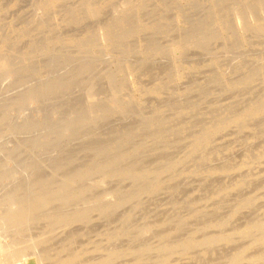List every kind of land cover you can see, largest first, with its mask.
Here are the masks:
<instances>
[{
    "label": "rangeland",
    "instance_id": "obj_1",
    "mask_svg": "<svg viewBox=\"0 0 264 264\" xmlns=\"http://www.w3.org/2000/svg\"><path fill=\"white\" fill-rule=\"evenodd\" d=\"M91 1L101 3L104 7L99 18L86 14L85 6ZM253 1L247 0L246 4L245 0H0V46L4 45L5 54L12 65V70L8 74L5 73L4 79L0 81V85L2 83L4 86L3 88L0 86V101H2L0 102L2 104V106L0 104V111L2 109L0 113V156H2L0 157L2 161L0 162V178H5L0 181V199L6 189H15L19 196L25 194L26 197L30 189H33V193L43 192V190L58 191L66 184L68 174L80 168L87 169L86 167L94 162L114 161L119 155H124V160L126 159L124 164L127 166L131 164L136 171L141 167L155 171L153 175L147 172L145 180L149 174V177L155 176L156 183L160 184L159 189L151 194L147 192L149 189L146 190L150 184L152 186L151 178L147 179L149 182L145 181L144 177H141L144 181L140 177H133L137 178L135 180L125 179L117 177L116 172V176L113 174L114 178L111 176L107 178L108 180L105 179L106 183H103L101 175H99L101 178H98V174L90 175L88 176L90 178L86 177L87 179L74 178L71 182L76 189L75 195L78 194L79 198H72L71 203L66 201L67 204H64V199H62L64 203L59 199L53 200L55 202L52 201L51 205H47L42 214L45 211L48 217H55L58 213V215L63 213L64 216L68 215L65 218L68 220L70 215L75 213L76 216L78 210L81 211L82 203V208L85 209L89 207L92 197H100L104 192L108 195V192H112L113 189V191L119 190L118 196H121L122 203L119 201L120 197L115 199L117 195L105 196L104 193L103 196L108 199L107 201L102 199L105 203L110 201L113 205V201L118 202L116 208L111 207V211L109 210L111 215L104 214L103 211L102 213L99 206L96 208L91 205L94 212L90 210L86 213L89 218H85L82 222L71 223L74 220L73 216L71 220L69 219L71 224L69 221L57 225L45 219L35 220L22 234L25 237L23 239L38 240L41 236L45 239L42 246L51 256L65 257L70 252L78 253V264L85 261L89 264H159L163 256H167L166 264H231L228 262L231 256L235 253L240 254L238 251L243 249L239 248L245 245V247L248 246V253L246 251L247 255H243L246 258L243 257L244 263L240 261L241 264H248L246 261L249 262L251 259L254 260H251L249 264H264V258H261L264 255V245L261 249L259 246L261 243H253L254 240L250 238L256 237L258 231L255 230L254 234L252 233L253 236L246 233L243 235L241 231L244 225L253 220H256V224L264 221V195H262L264 194V116L262 119L261 116L257 119L249 118L243 122V125L238 122L228 126L229 122L233 121V117L243 112L246 106L264 101V33L249 31L240 35L233 26L238 18L246 19L245 5L252 3L250 5L252 7L253 4L259 3ZM133 3L136 6L140 5L139 12H131L129 17L133 31L129 30L130 34L122 37L114 36V42H119L114 43V47L109 46L103 51V47L98 48L97 44V48L91 47L94 44L92 42L97 40L99 27L111 20L116 8L119 5L131 8ZM256 5L259 7V4ZM258 7L257 9L261 10L263 6ZM254 11L255 16L256 13L259 14L258 10V12ZM260 15L261 12L256 19ZM220 16V19L223 18V22L228 25L227 29L220 30L217 26V22L219 24L222 22L216 21ZM23 32L24 35L21 36ZM175 43L180 44L176 54L173 50ZM29 48L33 50V54L29 52L27 56L26 51ZM174 49L177 48L174 47ZM105 68L108 69L105 70ZM127 70L135 76V87L138 90L135 105L127 112L108 117L107 120L110 119L108 123H106L107 120L99 121V125L95 121L100 118L98 115L101 108L103 109L102 105L118 89H120L119 97L124 102L133 101L134 96L127 87ZM73 73L75 77L69 76ZM111 74L114 78L110 80ZM70 77H73L72 82L75 83L63 87L57 93L44 91L41 96H37L33 92L35 88L43 90L53 83L51 81H56V78L64 83L63 80L66 79L67 82L71 79ZM96 77L97 82H95ZM247 77L251 78L250 82L246 81ZM78 79H81V82ZM115 80L118 82L116 83ZM7 93L11 100L13 98L12 101L7 97ZM24 98L27 99L23 100ZM88 98L90 103H93L91 107L94 108L95 121L91 119L88 112ZM59 110L61 114L58 113ZM62 111H65L67 115ZM74 115L81 118L80 124L84 122L83 124L86 126L88 123V126L79 125L82 127L75 138H67V140L64 138L61 142H58V139L57 143L55 140L60 137L58 130L61 132L60 130L66 125V120ZM62 116H64L63 119ZM88 116L89 119H87ZM183 117L186 119H182ZM259 119L262 121H258ZM149 121L151 125H147ZM58 124L59 127H57ZM215 124L220 127L206 142L205 132ZM90 126L97 129L94 130ZM120 133L124 134L121 136ZM47 135L51 137V140ZM199 138L202 140L201 143L198 141ZM37 139L41 143L39 148L38 143L35 144L37 141H34ZM75 139L77 141H74ZM52 140L55 144L51 143ZM45 141L46 148L43 146L41 151ZM196 141L199 144L195 149ZM49 145L51 146L47 147ZM71 150H74V153ZM94 154L96 156H93ZM68 156L72 159L70 160ZM169 166L172 172L157 174V170ZM143 168L141 169L146 171ZM66 169L72 172L67 173ZM95 184L100 186L96 187ZM120 189L122 191L119 194ZM126 190L127 192L124 193ZM137 191L141 192L137 194L138 198L132 196ZM82 196L86 199L89 197L88 201ZM123 199L130 201L125 203ZM232 212L236 214L231 219ZM226 218H229L231 224L228 223V226L224 228L206 227L212 222L215 224ZM194 232H196V239L223 233L229 235L232 232L231 236L235 237L238 234L240 239L236 237L235 240L231 237L233 242H227L228 245L223 242L224 244L208 248L207 251L203 247H198L184 254L181 247L173 249L172 243L182 244L188 237H194ZM251 243L258 248L254 246L249 249L252 247ZM168 245L171 250L167 249ZM145 247L151 251L143 256L140 251L146 249ZM112 251L123 255L110 262L102 263ZM257 256H260L261 260L258 259L260 262L255 261Z\"/></svg>",
    "mask_w": 264,
    "mask_h": 264
},
{
    "label": "bare ground",
    "instance_id": "obj_2",
    "mask_svg": "<svg viewBox=\"0 0 264 264\" xmlns=\"http://www.w3.org/2000/svg\"><path fill=\"white\" fill-rule=\"evenodd\" d=\"M57 1V0H56ZM162 1V0H161ZM180 1V0H179ZM247 0H245V2H246ZM248 1H250V0H248ZM253 1V0H252ZM259 2V3H256V4H259V7L261 6H263L262 8H261V10H259V9H257V5L256 4H253L252 5V7H255L254 9L250 6V5H245L244 7V11H245V13H246V19H240V18H238V20H237V23H234L233 24V26H235V29H236V31L238 32V33H240V35H242L243 33H247V32H249V31H259L260 33H264V0H255V2ZM244 2V1H243ZM54 3V2H53ZM253 3H254V1H253ZM55 4V3H54ZM134 4V3H133ZM245 4V3H244ZM246 4H247V2H246ZM249 4V3H248ZM48 5V4H47ZM257 7H256V6ZM86 8V11H87V15H89L90 17H96V18H99L102 14L101 13H103V9H104V7H103V5L101 4V3H95V2H89L86 6H85ZM258 7V8H259ZM69 8V7H68ZM120 8V10H118ZM138 8V9H137ZM139 8H140V5H138V6H136L135 4L134 5H132L131 4V8H126L125 6H123V5H119V7H117L116 9V11L113 13V15H112V18H111V20L108 22L107 21V23L105 22L102 26H100L99 27V29H98V37H97V40H95V42H92V43H94L93 45H91V47H94V48H97L96 46L98 45V48H99V46H102L103 48H102V51H103V49H107L109 46H113V44L114 43H119V42H114V40H113V37L114 36H116L117 38L118 37H122V36H124L125 34H130V32H132L133 30H131V25H130V21H129V17H130V14H131V12H139ZM200 9V8H199ZM159 10V9H158ZM254 10H256V12H258L259 11V14H260V12H261V15H260V17L258 16V18L256 19V16L257 15H259L258 13H256V16L254 15V13H255V11ZM258 10V11H257ZM164 11V10H163ZM208 13V12H207ZM136 14V13H135ZM142 14H144V13H142ZM73 15V14H72ZM37 17V16H36ZM72 17V16H71ZM132 17V16H131ZM143 17H144V15H143ZM134 18V17H133ZM132 18V19H133ZM142 18V17H141ZM216 18V17H215ZM221 18V16L220 17H217V19H216V21H222L220 24L217 22V26L219 27V29L220 30H224V29H227L228 28V25L226 24V23H224L223 22V18L222 19H220ZM206 19V18H205ZM65 20V19H64ZM246 20V21H245ZM133 21V20H132ZM37 22V21H36ZM41 22V21H40ZM45 22V21H44ZM134 22H135V20H134ZM134 24V23H133ZM136 25V24H135ZM30 27V26H29ZM137 28V27H136ZM27 29V28H26ZM30 29V28H29ZM129 30H131L130 32H129ZM135 31V30H134ZM26 33V32H25ZM134 34V33H133ZM24 35V32L22 33V35L21 36H23ZM199 37V36H198ZM43 39V38H42ZM198 39V38H197ZM197 39H196V41H197ZM123 40V39H122ZM199 40H202V39H199ZM205 40V39H204ZM145 41V40H144ZM206 41V40H205ZM50 42V41H49ZM48 42V43H49ZM129 42V41H128ZM112 43V44H111ZM122 43V42H121ZM34 44V43H33ZM52 44V43H51ZM97 44V45H96ZM176 44V43H175ZM197 44V43H196ZM119 45V44H118ZM148 45V44H147ZM150 45V44H149ZM174 45V44H173ZM187 45H189V44H187ZM48 46V45H47ZM114 46H115V44H114ZM113 46V47H114ZM191 46V45H190ZM193 46V45H192ZM174 47H176L177 49H174ZM174 47H173V50H174V53L176 54V50H178L179 48L178 47H180V44H176V45H174ZM20 48V47H19ZM21 48H22V46H21ZM94 48H92V49H94ZM125 48V47H124ZM127 48V47H126ZM138 48V47H137ZM154 48V47H153ZM152 48V49H153ZM91 49V50H92ZM203 49V48H202ZM57 50V49H56ZM99 51H100V49H98ZM148 50V49H147ZM58 51H60V50H58ZM105 51V50H104ZM122 51V50H121ZM233 51V50H232ZM29 52L31 53V54H33V50L32 49H27V51H26V55L28 56L29 55ZM85 52V51H84ZM101 52V51H100ZM18 53V52H17ZM89 53V52H88ZM125 53V52H124ZM230 53V52H229ZM231 55V54H230ZM64 56V55H63ZM53 57V56H52ZM42 58V57H41ZM76 58V57H75ZM47 59V58H46ZM19 60V59H18ZM34 60V59H33ZM54 60V59H53ZM65 60V59H64ZM73 60H74V58H73ZM31 62V61H30ZM55 62H56V60H55ZM59 62V61H58ZM62 62V61H61ZM60 62V63H61ZM131 62V61H130ZM129 62V63H130ZM177 62V61H176ZM17 63V62H16ZM14 64V63H13ZM47 64V63H46ZM52 64V67H54L53 66V63H51ZM131 64V63H130ZM133 65V64H132ZM46 66V65H45ZM60 66V65H59ZM84 66V65H83ZM87 66V65H86ZM119 66V65H118ZM118 66H117V68H118ZM47 67V66H46ZM64 67V66H63ZM136 67V66H135ZM12 68V65H11V63H10V61H9V59H8V57H7V55L5 54V50H4V45L2 44L1 46H0V81L2 80V79H4V75H5V73H9V71L10 70H12L11 69ZM35 68V67H34ZM34 68H33V70H34ZM82 68V67H81ZM110 68V67H109ZM132 68V67H131ZM137 68V67H136ZM256 68V67H255ZM254 68V69H255ZM30 69V68H29ZM53 69V68H52ZM64 69V68H63ZM80 69V68H79ZM104 69V68H103ZM108 69V68H107ZM106 68H105V70H107ZM111 69V68H110ZM109 69V70H110ZM116 69V68H115ZM135 69V68H134ZM17 70V69H16ZM20 70V69H19ZM32 70V69H31ZM91 70V69H90ZM89 70V71H90ZM94 70V69H93ZM92 70V71H93ZM112 70V69H111ZM251 70V69H250ZM264 70V69H263ZM37 71V70H36ZM50 71V70H49ZM52 71H54V70H52ZM91 71V72H92ZM134 71V70H133ZM254 71H256V69L254 70ZM32 72V71H31ZM30 72V73H31ZM35 72V71H34ZM106 72V71H105ZM108 72V71H107ZM114 72V71H113ZM118 72V71H117ZM181 72V71H180ZM14 72L12 71V74H13ZM33 73V72H32ZM61 73H63V72H61ZM60 73V74H61ZM80 73V72H79ZM95 73H97V72H95ZM257 73V72H256ZM260 73V72H259ZM53 74V73H52ZM58 74V73H57ZM57 74H55V75H57ZM94 74V73H93ZM118 74V73H117ZM175 74V73H174ZM252 74V73H251ZM258 74V73H257ZM63 75V74H62ZM74 75V73L73 74H70L69 76H73ZM76 75V74H75ZM81 75V74H80ZM143 75V74H142ZM22 76V75H21ZM21 76H20V78H21ZM27 76V75H26ZM25 76V77H26ZM65 76V75H64ZM64 76L62 77V78H64ZM67 76V75H66ZM65 76V77H66ZM89 76V75H88ZM121 76V75H120ZM126 76H127V78H128V80H127V82H128V84H127V87L131 90V93L133 94V96H134V98H133V101L132 102H130V103H128V102H124L123 101V99H121L120 97H119V94H120V89H118L117 90V92L116 93H114V94H112V97L107 101V102H105L102 106H103V109L101 108V112L99 113V119L98 120H96L95 121V118L93 117V115L95 114L94 113V111H93V109L94 108H92L91 106H93V103H90V98H88V105H89V109H88V112H89V114L91 115L90 117H91V119L92 120H94L96 123L98 122V124H99V121H101V120H107L108 119V117H112V116H114V115H117V114H119V113H122V112H127L131 107H133V105H135V97H136V95H137V92H138V90H137V88L135 87V82H134V74L132 73V72H128V70L126 71ZM258 76V75H257ZM259 76H260V74H259ZM25 77H23V78H25ZM59 77V76H58ZM57 77V78H58ZM68 77V76H67ZM73 77H75V76H73ZM72 77V78H73ZM114 78V76H113V74H111V78H110V80L111 79H113ZM118 77V76H117ZM15 78V77H14ZM13 78V79H14ZM17 78H19L18 76H17ZM56 78V81H51V85H47V87L46 88H43V90H42V88H35V89H33V92H35V94L37 95V96H41V94L42 93H44V91H48V92H54V93H57V92H59V91H61L62 89H63V87H68V85L69 84H74L75 82H72V78L71 79H69V78H67V79H69L67 82L65 81V80H63V79H61V80H63V82L64 83H62L61 81H60V79H57ZM60 78V77H59ZM88 78V77H87ZM116 78V77H115ZM186 78V77H185ZM256 78H258V77H256ZM10 79V78H9ZM104 79V78H103ZM102 79V80H103ZM126 79V78H125ZM18 80V79H17ZM26 80H27V78H26ZM33 80V79H32ZM57 80H59L58 82H57ZM78 80H80V82H81V79H78ZM121 80H123V79H121ZM13 80L11 79V82H12ZM25 81V80H24ZM23 81V82H24ZM113 81V80H112ZM112 81H110V82H112ZM140 81V80H139ZM246 81L247 82H250L251 81V78H248L247 77V79H246ZM261 81V80H260ZM4 82V81H3ZM7 82V81H6ZM10 82V81H9ZM15 82V81H14ZM27 82V81H26ZM66 82V83H65ZM76 82H78V81H76ZM95 82H97V77H96V81ZM101 82V81H100ZM99 82V83H100ZM115 82L117 83L118 82V80L116 81L115 80ZM32 83V82H31ZM34 83H36V82H34ZM102 83V82H101ZM113 83V82H112ZM120 83H121V81H120ZM119 83V84H120ZM13 84V83H12ZM22 84V83H21ZM25 84H27V83H25ZM24 84V85H25ZM44 84V83H43ZM49 84H50V82H49ZM85 84V83H84ZM93 84V83H92ZM111 84V83H110ZM122 84V83H121ZM24 85H22V86H24ZM33 85V84H32ZM90 85V84H89ZM116 85V84H115ZM1 87L3 86L2 85V83H1V85H0ZM6 86H7V84H6ZM10 86V85H9ZM22 86H21V88H22ZM101 86V85H100ZM112 86V85H111ZM113 86H114V84H113ZM4 87V86H3ZM2 87V88H3ZM36 87V86H35ZM45 87V86H44ZM82 87V86H81ZM80 87V88H81ZM87 87V86H86ZM183 87V86H182ZM185 87V86H184ZM11 88V87H10ZM99 88V87H98ZM108 88V87H107ZM107 88H105V89H107ZM14 89V88H13ZM16 89H17V86H16ZM109 89V88H108ZM182 89V88H181ZM185 89V88H184ZM1 90V89H0ZM25 90H27V89H25ZM262 90H263V88H262ZM15 91V90H14ZM21 92H22V90H20ZM24 91V90H23ZM29 91V90H28ZM80 91V90H79ZM104 91V93H105V90H103ZM109 91V90H108ZM181 91V90H180ZM10 92V91H9ZM11 92H12V90H11ZM14 93V92H13ZM17 93H18V91H17ZM16 93V94H17ZM101 93H102V91H101ZM62 94V93H61ZM257 94V93H256ZM29 95V94H28ZM63 95H65V94H63ZM71 95H73V94H71ZM126 95V94H125ZM262 95V94H261ZM264 95V94H263ZM262 95V96H263ZM11 96V95H10ZM54 96V95H53ZM78 96V95H77ZM255 96V95H254ZM253 96V97H254ZM7 97H8V93H7ZM7 97H6V99H7ZM13 97V96H12ZM11 97V98H12ZM18 97V96H17ZM19 97H21V96H19ZM64 97V96H63ZM79 97H81V95L79 96ZM187 97V96H186ZM2 98V97H1ZM9 98V97H8ZM15 98V97H14ZM52 98H54V97H52ZM59 98V97H58ZM71 98V97H70ZM70 98H69V100H70ZM84 99H85V96L83 97ZM255 98L257 99V97L255 96ZM10 99V98H9ZM8 99V100H9ZM25 99H27V98H24L23 100H25ZM64 99V98H63ZM72 99V98H71ZM74 99V98H73ZM75 99H76V97H75ZM184 99V98H183ZM259 99V98H258ZM7 100V101H8ZM11 100V99H10ZM12 100H13V98H12ZM11 100V101H12ZM143 100V99H142ZM181 100V99H180ZM52 101H53V99H52ZM56 101H58V100H56ZM67 101V100H66ZM127 101V100H126ZM130 101H131V99H130ZM159 101V100H158ZM247 101H248V99H247ZM262 101V100H261ZM0 102H2V101H0ZM60 102V101H59ZM63 102V101H62ZM9 103H11V102H9ZM84 103V102H83ZM82 103V104H83ZM245 103H247V102H245ZM1 104V103H0ZM5 104V103H4ZM3 104V105H4ZM86 104V103H85ZM187 104H189V102L187 103ZM36 105H37V103H36ZM36 105H34V106H36ZM49 105V104H48ZM64 105V104H63ZM73 106H74V104H72ZM193 105H195V104H193ZM245 105H247V104H245ZM1 106H2V104H1ZM39 106V105H38ZM70 106V105H69ZM76 106V105H75ZM74 106V107H75ZM79 106V105H78ZM82 105L80 104V107H81ZM85 106V105H84ZM86 106H87V104H86ZM97 106V105H96ZM180 106V105H179ZM4 107H5V105H4ZM30 107H33V105L31 106L30 105ZM56 107V106H55ZM58 107V106H57ZM72 107V106H71ZM70 107V108H71ZM189 107V106H188ZM8 108V107H7ZM6 108V109H7ZM83 108V107H82ZM243 108V107H242ZM11 109V108H10ZM13 109V108H12ZM17 109V108H16ZM44 109H46V108H44ZM72 109H73V107H72ZM71 109V110H72ZM77 110H78V108H76ZM83 109H86V108H83ZM178 109V108H177ZM180 109V108H179ZM5 110V109H4ZM3 110V111H4ZM14 110V109H13ZM28 110V109H27ZM32 110V109H31ZM50 110V109H49ZM70 110V109H69ZM70 110V111H71ZM176 110V109H175ZM1 111H2V109H1ZM1 111H0V113H1ZM26 111V110H25ZM43 111V110H42ZM238 111V110H237ZM39 112V111H38ZM65 111H62V113H64ZM231 112V111H230ZM10 113V112H9ZM13 113V112H12ZM58 113H60V110L58 111ZM69 113V112H68ZM83 113V112H82ZM129 113V112H128ZM131 113H132V111H131ZM207 113V112H206ZM236 113V112H235ZM11 114V113H10ZM33 114V113H32ZM61 114V113H60ZM59 114V115H60ZM65 114H66V112H65ZM70 114H72V113H70ZM88 114V115H89ZM176 114V113H175ZM230 114V113H229ZM238 114V113H237ZM58 115V116H59ZM67 115V114H66ZM65 115V116H66ZM120 115V114H119ZM206 115V114H205ZM42 116V115H41ZM40 116V117H41ZM75 116V117H74ZM71 119H68V120H66V125H64V128L63 129H61V128H59V129H61L60 131L61 132H59V130H58V132L57 133H59V135H60V137L59 138H57V140H55L56 142L58 141V139H59V141L58 142H61L64 138H66V140H67V138H72V137H74L75 138V136L76 135H78V133H79V131L81 130V127H79V125H82L84 122H83V120H82V122L83 123H81L80 124V122H81V118L80 117H78V116H76V115H74ZM83 116H84V114H83ZM191 116H192V114H191ZM190 116V117H191ZM212 116V115H211ZM261 116V119H262V117L264 116V101H262V102H257V103H255V104H251V105H248V106H246V108L243 110V112H241L238 116H235V117H233V121H230L229 122V124H228V126L229 125H232V124H234V123H238L239 122V124L241 123L242 125H243V122H245V120H247V119H249V118H251V119H253L254 117H255V119H257V117H260ZM21 117V116H20ZM54 117H56V116H54ZM63 117L64 116H62L61 118L63 119ZM155 117V116H154ZM189 117V116H188ZM216 117H217V115H216ZM68 118H70V116L68 117ZM84 118V117H83ZM122 118H123V116H122ZM166 118V117H165ZM164 118V119H165ZM49 119V118H48ZM87 119H89V116H88V118ZM182 119H186V118H182ZM211 119H212V117H211ZM210 119V120H211ZM225 119V118H224ZM261 119H259L258 121H260ZM21 120V119H20ZM19 120V121H20ZM155 120V119H154ZM264 120V119H263ZM61 121V120H60ZM108 121H110V119L109 120H107L106 121V123H108ZM255 121V120H254ZM253 121V122H254ZM262 121V120H261ZM9 122H10V120H9ZM85 122H86V120H85ZM163 122V121H162ZM193 122V121H192ZM202 122V121H201ZM204 122V121H203ZM257 122V121H256ZM264 122V121H263ZM263 122H261L262 124H263ZM5 123H7V122H5ZM18 123V122H17ZM61 123V122H60ZM103 123H104V125H106L105 124V121H103ZM102 123V124H103ZM110 123V122H109ZM146 123V122H145ZM184 123V122H183ZM205 123V122H204ZM207 123V122H206ZM43 124V123H42ZM46 124V123H45ZM148 124H150V121L149 122H147V125ZM195 124V123H194ZM240 124V125H241ZM252 123H250V125H251ZM84 126H85V124H83ZM94 125H95V123H94ZM100 125V124H99ZM98 125V126H99ZM151 125V124H150ZM249 125V126H250ZM27 126H28V124L26 125V127L25 128H27ZM61 126V125H60ZM86 126H88V123H87V125ZM85 126V127H86ZM102 126V125H101ZM100 126V127H101ZM127 126V125H126ZM139 126V125H138ZM162 126H164V125H162ZM57 127H59V124H58V126ZM62 127V126H61ZM91 127V126H90ZM135 127H137V125L135 124ZM167 127V126H166ZM190 127V126H189ZM220 126H216V124H215V126H212V127H210V128H208L207 130H206V132H205V138H204V140H206V142H208L209 141V139L215 134V132L217 131V129L219 128ZM251 127V126H250ZM87 128H89V127H87ZM91 128H93V127H91ZM126 128V127H125ZM146 128V127H145ZM148 128V127H147ZM146 128V129H147ZM160 128V127H159ZM174 128V127H173ZM7 129V128H6ZM94 129V128H93ZM95 129H97V128H95ZM94 129V130H95ZM100 129V128H99ZM98 129V130H99ZM103 129V128H102ZM101 129V130H102ZM123 129V128H122ZM122 129H120V131L122 130ZM127 129V128H126ZM133 129V128H132ZM3 130V129H2ZM49 130V129H48ZM100 130V131H101ZM119 130V129H118ZM117 130V131H118ZM125 130V129H124ZM130 130V129H129ZM178 130V129H177ZM176 130V131H177ZM184 130V129H183ZM52 131V130H51ZM86 131V130H85ZM91 131V130H90ZM115 130H113V132H114ZM119 131V132H120ZM144 131V130H143ZM122 132V131H121ZM169 132V131H168ZM180 132H181V130H180ZM196 132H198V131H196ZM231 132V131H230ZM124 133H125V131H124ZM123 133V134H124ZM147 133V132H146ZM146 133H144V134H146ZM163 133V132H162ZM179 133V132H178ZM199 133V132H198ZM225 133H227V132H225ZM235 133V132H234ZM24 134V133H23ZM82 134V133H81ZM98 134V133H97ZM103 134V133H102ZM108 134V133H107ZM123 134H121L120 133V135L122 136ZM142 134V133H141ZM232 134V133H231ZM58 135V136H59ZM109 135V134H108ZM126 135V134H125ZM225 135V134H224ZM47 136H49V135H47ZM47 136H45V137H47ZM105 136H106V133H105ZM237 136H238V134H237ZM44 137V139L46 140L47 138H45ZM50 137V136H49ZM84 137V136H83ZM107 137V136H106ZM105 137V138H106ZM108 137H110V136H108ZM128 137H129V135H128ZM131 137V136H130ZM168 137V136H167ZM250 137V136H249ZM41 138V137H40ZM77 138V137H76ZM80 138V137H79ZM116 138V137H115ZM118 138V137H117ZM153 138V137H152ZM246 138V137H245ZM27 139H30V138H27ZM84 139V138H83ZM104 139V138H103ZM111 139H112V137H111ZM125 139V138H124ZM38 140L39 139H37V140H34V141H37L35 144H37L38 143V148H39V145L41 144L40 143V141L38 142ZM50 140H51V137H50ZM98 139L96 138V141H97ZM136 140H138V139H136ZM43 141V140H42ZM47 141H48V139H47ZM65 141V140H64ZM63 141V142H64ZM74 141H77V139H75ZM89 141V140H88ZM95 141V140H94ZM104 141H105V139H104ZM104 141L102 140V142L104 143ZM113 141V140H112ZM198 141L201 143L202 142V140L199 138L198 139ZM51 142V141H50ZM57 142V143H58ZM62 142V143H63ZM67 142V141H66ZM102 142H101V144H102ZM136 142V141H135ZM191 142V141H190ZM199 142H195V144H194V146H195V149L197 148L196 147V145H198L199 144ZM214 142V141H213ZM245 142V141H244ZM12 143V142H11ZM44 143V142H43ZM51 143H53V144H55L54 142H53V140H52V142ZM51 143H49L48 142V144H51ZM75 143V142H74ZM90 143V141L88 142V144ZM94 142H92V144H93ZM100 143V142H99ZM119 143V142H118ZM126 143H127V141H126ZM131 143V142H130ZM133 143V142H132ZM131 143V144H132ZM137 143H138V141H137ZM226 143V142H225ZM47 144V145H48ZM53 144H51V145H53ZM61 143H59V145H60ZM71 144V143H70ZM91 144V143H90ZM89 144V145H90ZM97 144H98V142H97ZM111 144V143H110ZM122 143H120V145H121ZM130 144V145H131ZM136 144V143H135ZM51 145H49V146H47V147H50ZM100 145V144H99ZM104 145V144H103ZM106 145V144H105ZM116 145H117V143H116ZM125 145V144H124ZM129 145V144H128ZM141 145H142V143H141ZM36 146V145H35ZM41 146V145H40ZM43 146H44V148H46V141H45V144L44 145H42V149H41V151L43 150ZM72 146V145H71ZM94 146H95V144H94ZM122 146V145H121ZM133 146V145H132ZM249 146V145H248ZM28 147V146H27ZM55 147V146H54ZM60 147V146H59ZM87 147V146H86ZM96 148H97V146H95ZM94 147V148H95ZM101 147V146H100ZM100 147H98L99 149H100ZM104 147V146H103ZM129 147V146H128ZM145 148H146V146H144ZM148 147V146H147ZM80 148H82V147H80ZM116 148H117V146H116ZM115 148V149H116ZM118 148H119V144H118ZM127 148V147H126ZM64 149V148H63ZM98 149V150H99ZM102 149V148H101ZM124 149V148H123ZM49 150V149H48ZM60 150V149H59ZM58 150V151H59ZM67 150V149H66ZM80 150V149H79ZM125 150V149H124ZM194 150V149H193ZM225 150V149H224ZM62 151V150H61ZM71 151H73V153H74V150H71ZM76 151V150H75ZM90 151V150H89ZM135 151H137V149L135 150ZM248 151V150H247ZM1 152H3V151H1ZM70 152V151H69ZM68 152V153H69ZM79 152V151H78ZM121 152V151H120ZM61 153V152H60ZM63 153V152H62ZM105 153V152H104ZM6 154V153H5ZM55 154V153H54ZM70 154H72V153H70ZM69 154V155H70ZM88 154V153H87ZM90 154V153H89ZM1 155H3V154H1ZM56 155V154H55ZM64 155V154H63ZM62 155V156H63ZM78 155V154H77ZM90 155H92V154H90ZM118 155V154H117ZM133 155H135V154H133ZM4 156V155H3ZM50 156V155H49ZM73 156H75V155H73ZM82 156V155H81ZM87 156V155H86ZM85 156V157H86ZM93 156H96L95 154L93 155ZM104 156V155H103ZM138 156V155H137ZM0 157H2V156H0ZM16 157V156H15ZM60 157H61V155H60ZM67 157V156H66ZM69 157V156H68ZM79 157V156H78ZM90 157V156H89ZM106 157V156H105ZM116 157V156H115ZM132 156H131V154H130V158H131ZM140 156H138V158H139ZM4 158V157H3ZM2 158V159H3ZM6 158V157H5ZM14 158V157H13ZM70 158V157H69ZM91 158V157H90ZM112 158V157H111ZM110 158V159H111ZM126 158V157H125ZM141 158V157H140ZM51 159V158H50ZM58 159V158H57ZM72 158H70V160H71ZM103 159V158H102ZM136 159V156L134 157V160ZM13 160V159H12ZM45 160H47V159H45ZM63 160H64V158H63ZM62 160V161H63ZM98 160V159H97ZM113 160V159H112ZM130 160H132V159H130ZM230 160V159H229ZM30 161V160H29ZM77 161V160H76ZM90 161V160H89ZM102 161V160H101ZM109 162H104V163H98V162H94V163H92V164H94L93 166H91V165H89V166H87L86 168L87 169H85V168H80V169H77V171H74V173H71L69 170V173H71V174H68L67 175V181H65V185L62 187V185H61V189H59L58 191H51V192H49V191H44L43 190V192L41 191V192H35V193H33V189H30L29 191H28V194H27V197H26V195L25 194H21L20 196L14 191V190H8V189H6V191H5V193H4V195H2L3 197H2V199H0V264H78V261H79V254L78 253H74V252H70L68 255H66L65 257L64 256H60V255H56V256H51V254L49 253V251L48 250H44V248H43V242L45 243V239H43L41 236L40 237H38V240H35L34 238H31V239H23V238H25V237H23V235L22 234H24L25 233V231L27 230V227L28 226H30V223L32 224V221L33 222H35V220H46V221H51V222H53V224H57V225H61V224H65V221L66 222H68L69 221V219L70 218H72V216H73V218H74V220H72V222L71 221H69V223L71 222V223H73V221H74V223H76L75 221H77V222H82L85 218L86 219H88L87 218V215L88 214H86V213H89V211L90 210H92L93 212H94V210L92 209V207H90L91 205H93V206H95L96 208H98V206H99V209H100V211L102 212H104V214L106 213V214H109L110 213V209H111V207H115L116 208V203H118V202H116L115 203V201H113V205H112V203L110 202H108V203H105V200H102V199H106V197L105 196H116V198L115 199H119V197H120V199H119V201L121 202L122 200H121V196H118V191H113L112 190V192H108L109 194L108 195H106L107 194V192H104L105 193V196H103L104 195V193H103V197L102 196H100V193H98V195L100 196V197H92L90 200V205H89V207H86V205H85V209H83L82 208V206H83V203H82V206H81V211H79L77 208H79V207H77V208H75V209H77L78 210V212L77 211H75V212H77L76 214V216H75V213L73 214V215H70L69 217H68V220L66 219L65 220V218H67V216L68 215H66L65 213V216L63 215V213H60V214H62V215H58L59 213H58V211L56 212V213H58L55 217L54 216H52V217H48V215L45 213V211L43 212V214H42V211H43V209L45 208H47L46 206L47 205H51V202L53 201V200H56V201H58V199L59 200H62V199H64L65 200V203H64V201L62 200V202L64 203V204H67L66 203V201L67 202H69L72 198H79V195L78 194H76L75 195V191L74 190H76L75 188H73V183L71 182V180L72 179H74V178H79V179H84V178H86V177H88V176H94L95 174H98V178L100 177L99 175H101V177H102V180L104 181L103 183H106L105 181V179H107L108 177H111V178H114V176H113V174H115V176H116V173H117V177H122V178H125V179H130V178H133V177H140V179H141V177L145 180V176H147V172H149V174L151 173H155V171L153 172V171H149L148 169H146L145 167L143 168V167H141V168H143V169H145L146 171H143L141 168L140 169H137V171L136 170H134L133 169V167L131 166V164H130V166H127V165H125L124 163H125V161H126V159L124 160V155H122V156H117V158L114 160V161H110V160H108ZM0 162H2V161H0ZM68 162V161H67ZM70 162V161H69ZM93 162V161H92ZM129 162V161H128ZM65 163V162H64ZM175 163V162H174ZM60 164H63V163H60ZM141 163H139V165H140ZM13 165V164H12ZM58 165V164H57ZM69 165V164H68ZM80 165H85V164H80ZM129 165V164H128ZM138 165V164H137ZM138 165V166H139ZM217 165H219V164H217ZM63 166H64V164H63ZM65 166H67V163H65ZM73 166V165H72ZM137 166V167H138ZM174 166V165H173ZM225 166V165H224ZM38 167H40V166H38ZM54 167H56V166H54ZM69 167V166H68ZM136 167V168H137ZM218 167V166H217ZM230 167V166H229ZM53 168V167H52ZM42 169V168H41ZM50 169H51V167H50ZM55 169V168H54ZM53 169V170H54ZM69 169V168H68ZM18 170V169H17ZM35 170V169H34ZM65 171V170H64ZM63 171V172H64ZM66 171H67V169H66ZM68 171H67V173H68ZM168 171H171V166H169V167H165L164 169H162V170H157V174L158 175H162L163 173H166V172H168ZM41 172H43V171H41ZM62 172V173H63ZM116 172V173H115ZM143 172L145 173V174H143ZM172 172V171H171ZM44 173V172H43ZM65 173V174H64ZM63 174L64 175H66V172H64ZM1 174V173H0ZM28 174V173H27ZM30 174V173H29ZM28 174V175H29ZM149 174H148V177H147V179L148 178H151V180L150 179H148V180H150V182L151 181H153V183H152V186H151V184H150V186L148 187V188H146V190L147 189H149V191H147V192H151V194L152 193H155V191H157V189H159V186H160V184L159 183H156V178H155V176H150L149 177ZM150 174V175H151ZM42 174L40 173V176H41ZM45 175V174H44ZM153 175V174H152ZM62 177V176H61ZM96 177V176H95ZM100 177V178H101ZM154 177V179L152 180V178ZM35 178H37V177H35ZM43 178V177H42ZM44 178H46V177H44ZM88 178H90V177H88ZM94 178V177H93ZM110 178V179H111ZM5 178L4 177H1L0 178V181H3ZM26 179V178H25ZM87 179V178H86ZM109 179V178H108ZM107 179V180H108ZM118 179V178H117ZM135 179H137V178H135ZM134 178H133V180H135ZM140 179H138L140 182H143L144 180L143 179H141V180H143V181H141ZM146 179V180H147ZM43 180V179H42ZM57 180V179H56ZM60 180V179H59ZM58 180V181H59ZM119 180V179H118ZM132 180V179H131ZM145 180V181H146ZM147 180V181H148ZM13 181V180H12ZM21 181V180H20ZM68 181H70V182H68ZM78 181V180H77ZM81 181V180H80ZM87 181V180H86ZM91 181V180H90ZM90 181H89V185H90ZM92 181H93V179H92ZM122 181V180H121ZM155 181V182H154ZM264 181V180H263ZM97 182V181H96ZM96 182H94V183H96ZM109 182H111V181H109ZM108 182V183H109ZM149 182V181H148ZM148 182H147V184H148ZM9 183V182H8ZM17 183V182H16ZM63 183H64V181H63ZM77 183V182H76ZM93 183V184H94ZM103 183H100V184H103ZM11 184V183H10ZM19 184V183H18ZM31 184V183H30ZM83 184V183H82ZM88 184H86L87 186H88ZM86 185H85V187H86ZM10 186V185H9ZM39 186V185H38ZM41 186V185H40ZM95 186H96V184H95ZM97 186H100V185H97ZM96 186V187H97ZM102 186H104V185H102ZM18 187V186H17ZM59 187V186H58ZM78 187V186H77ZM79 187H80V185H79ZM83 187V186H82ZM91 187H92V185H91ZM115 187H117V186H115ZM258 187V186H257ZM260 187V186H259ZM258 187V188H259ZM14 188V187H13ZM50 188V187H49ZM81 188V187H80ZM117 188H120V187H117ZM264 188V187H263ZM26 189H27V187H26ZM37 189V188H36ZM93 189V188H92ZM96 189H98V188H96ZM100 189V188H99ZM121 189H122V186H121ZM120 189V192H119V194L121 193V190ZM46 190V189H45ZM87 190V189H86ZM116 190V189H115ZM145 190V191H146ZM73 191H74V193H73ZM99 191V190H98ZM98 191H96V192H98ZM81 192V191H80ZM102 192V191H101ZM127 192V190L124 192V193H126ZM129 192H131V191H129ZM140 191H137L136 193H134L132 196H137V194L139 193ZM143 192H144V190H143ZM248 192V191H247ZM251 192H252V190H251ZM250 192V193H251ZM88 193V192H87ZM92 193H94V192H92ZM123 193V192H122ZM141 193V192H140ZM81 194V193H80ZM83 194V193H82ZM85 194H86V192H85ZM95 194V193H94ZM97 194V193H96ZM130 194H132V193H130ZM129 194V196H131ZM145 194V193H144ZM143 194V195H144ZM247 194V193H246ZM245 194V195H246ZM84 195V194H83ZM87 195V194H86ZM91 195V194H90ZM97 195V196H98ZM127 196H128V193L126 194ZM141 195V194H140ZM139 195V196H140ZM257 195V194H256ZM262 195H264V194H262ZM60 196V197H59ZM87 196H89V194L87 195ZM131 196V197H132ZM244 196V195H243ZM247 196V195H246ZM80 197H81V195H80ZM83 198H85V196H82ZM105 197V198H104ZM118 197V198H117ZM124 197H126V196H124ZM242 197V196H241ZM89 198V197H88ZM88 198L86 199L87 201H88ZM127 198V197H126ZM129 198V197H128ZM137 198H138V196H137ZM82 199V198H81ZM111 199H113V198H111ZM114 199V200H115ZM133 199H134V197H133ZM108 199H106V201H107ZM110 200V199H109ZM124 200V199H123ZM251 200H253V199H251ZM80 201H82V200H80ZM101 201H102V203H103V201H104V204H102L101 203ZM125 201H130V200H124L123 202H125ZM240 201V200H239ZM245 201V200H244ZM249 201V200H248ZM53 202H55V201H53ZM72 201H70V203H71ZM83 202H85V201H83ZM93 202V203H92ZM100 202V203H99ZM242 202V201H241ZM250 202V201H249ZM78 203H80V202H78ZM87 203V202H86ZM98 203H99V205H98ZM122 203V202H121ZM126 203V202H125ZM247 203V202H246ZM76 204V203H75ZM101 204V205H100ZM239 204V203H238ZM73 205V204H72ZM77 205V204H76ZM88 205V204H87ZM115 205V206H114ZM119 205V204H118ZM124 205V204H123ZM122 205V206H123ZM244 205V204H243ZM248 205V204H247ZM53 206V205H52ZM58 206V205H57ZM56 206V207H57ZM69 206H70V204H69ZM120 206V205H119ZM118 206V207H119ZM241 206V205H240ZM49 207V206H48ZM60 207V206H59ZM74 207H75V205H74ZM237 207V206H236ZM244 207V206H243ZM50 208V207H49ZM53 208V207H52ZM65 208V207H64ZM69 208H71V207H69ZM114 208V209H115ZM238 208V207H237ZM240 208V207H239ZM54 209H56V208H54ZM63 209V208H62ZM61 209V210H62ZM68 209V208H67ZM98 209V210H99ZM113 209V208H112ZM113 209V210H114ZM243 209V208H242ZM241 209V210H242ZM51 210V209H50ZM60 210V211H61ZM65 210V209H64ZM63 210V211H64ZM110 210V211H109ZM112 210V211H113ZM235 210V209H234ZM237 210V209H236ZM106 211H108V212H106ZM102 212V213H103ZM115 212V211H114ZM48 213V212H47ZM72 213V212H71ZM97 213H98V211H97ZM96 213V214H97ZM44 214H46V215H44ZM50 214V213H49ZM53 214V213H52ZM112 213H110L109 215H111ZM233 214V215H232ZM234 214H236L235 212L233 213H231V219L232 218H234ZM92 215V214H91ZM94 215V214H93ZM99 215V214H98ZM94 217V216H93ZM93 217H91V218H93ZM228 217V216H227ZM229 217V218H230ZM50 218H53V219H50ZM229 218H226L224 221H218L217 223H211V225L209 224L208 226H206V227H211V228H224L225 226H228V223H230V220H228ZM71 220V219H70ZM218 220V219H217ZM216 220V221H217ZM250 220H252V219H250ZM249 220V221H250ZM264 220V219H263ZM248 221V220H247ZM254 221V220H253ZM250 222V223H248L247 225H244L245 227H242L243 229L241 230L242 231V233H243V235L246 233V234H248V235H250L251 234V236H253V234H254V232H255V230L256 231H258L257 233L259 234H257L256 233V237H250V236H248L247 235V237H250L251 239H253V240H251V241H253V243H261V245H259L260 246V248H261V246L263 247V245H264V221H260V222H258L257 224L255 223V221L254 222ZM70 223V224H71ZM253 223V224H252ZM231 224V223H230ZM69 225V224H68ZM53 226V225H52ZM57 228V227H56ZM236 231V230H235ZM235 231H233V232H235ZM143 232V231H142ZM233 232H232V234H233ZM238 232H240V231H238ZM117 233V232H116ZM141 233V232H140ZM220 233V232H219ZM223 233V232H222ZM224 233H226L225 231H224ZM219 234V235H207V236H205L204 238H200V239H196L195 238V236H196V232H194L193 233V235H194V237L193 236H190V237H188L186 240H184V242L181 244V243H178V244H176V243H172V247H173V249H175V248H177V249H179L178 247H181V248H183V250H184V254H186V253H188L187 251L188 250H190V251H192V248H198V247H203L206 251L208 250V248H212V247H216L218 244L220 245L221 243L222 244H224L225 242H226V244L228 245V243L230 242V241H232L233 242V238L235 239L236 237L237 238H239L237 235L235 236V234H234V236L235 237H233V236H231L232 234H229V235H225V234ZM237 233V232H236ZM253 233V234H252ZM118 234V233H117ZM144 235V234H143ZM240 235H242L241 233H240ZM114 236V235H113ZM70 237V236H69ZM231 237H233L232 238V240H231ZM246 237V238H247ZM242 238V237H241ZM243 238H245V236L243 237ZM242 238V239H243ZM67 239V238H66ZM70 239V238H69ZM240 239V238H239ZM236 240V239H235ZM224 242V243H223ZM228 242V243H227ZM231 242V243H232ZM250 242V241H249ZM230 243V244H231ZM221 244V245H222ZM233 244V243H232ZM252 244V243H251ZM249 245V244H248ZM258 245V244H257ZM246 246V245H245ZM244 246V247H245ZM254 246L256 247V248H258V246H256V245H253L252 244V247H250L249 249H251V248H254ZM66 247H67V245H66ZM240 247L239 249L241 250V248L243 249L242 251H238V252H240V254L239 253H235V255L233 254L232 256H231V259H229V263H231V264H241V262L240 261H242L243 260V257H244V259L246 258V256H243V255H247V254H245V252L246 253H248V246L247 247ZM146 248V247H145ZM247 248V249H246ZM167 249L168 250H171V248H170V246L168 245L167 246ZM239 249H237V250H239ZM262 249V248H261ZM264 249V248H263ZM62 250V249H61ZM112 250V249H111ZM195 250V249H194ZM236 250V251H237ZM64 251H67L66 249H64ZM151 251V250H150ZM150 251H148V249L146 248V249H144V250H141L140 252L143 254V256H144V254L145 253H147V252H150ZM235 251V250H234ZM250 252V251H249ZM178 253V252H177ZM241 253H242V255H241ZM244 253V254H243ZM261 253V252H260ZM260 253H258V254H260ZM84 254V253H83ZM137 254V253H136ZM53 255H54V253H53ZM65 255V254H64ZM121 255H123L122 253H118V252H110V254H108L107 256H106V258H104V261H102V263H106V262H110V260H113V259H115V258H117V257H120ZM173 255H174V253H173ZM256 255H257V253H256ZM261 255V254H260ZM253 257H254V255H252ZM264 256V255H263ZM261 257V258H264V257ZM253 257H251V258H253ZM166 258H167V256H163L162 258H161V262L159 263V264H166ZM256 258V260L255 261H257L259 258H260V256H257V257H255ZM83 259V258H82ZM248 260H250V259H248ZM252 260V259H251ZM250 260V261H251ZM254 260V259H253ZM252 260V261H253ZM259 260H261V259H259ZM258 260V262H260ZM264 260V259H263ZM83 261H84V259H83ZM97 261V260H96ZM249 261V262H250ZM86 262V261H85ZM80 263V264H89V263ZM88 262V261H87ZM243 262V261H242ZM248 264H249V262L248 261H246ZM244 263V262H243ZM220 264V263H219ZM253 264V263H252ZM259 264V263H258ZM263 264V263H262Z\"/></svg>",
    "mask_w": 264,
    "mask_h": 264
}]
</instances>
